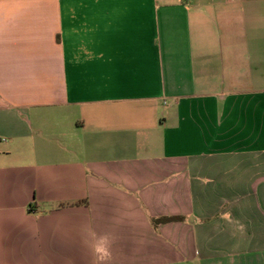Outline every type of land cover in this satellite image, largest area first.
<instances>
[{"label":"crops","instance_id":"obj_1","mask_svg":"<svg viewBox=\"0 0 264 264\" xmlns=\"http://www.w3.org/2000/svg\"><path fill=\"white\" fill-rule=\"evenodd\" d=\"M93 232L264 264V0H0V264H93Z\"/></svg>","mask_w":264,"mask_h":264},{"label":"clouds","instance_id":"obj_2","mask_svg":"<svg viewBox=\"0 0 264 264\" xmlns=\"http://www.w3.org/2000/svg\"><path fill=\"white\" fill-rule=\"evenodd\" d=\"M96 243L91 245L93 253V264H108L111 257V243L107 235L96 236L93 232Z\"/></svg>","mask_w":264,"mask_h":264},{"label":"trees","instance_id":"obj_3","mask_svg":"<svg viewBox=\"0 0 264 264\" xmlns=\"http://www.w3.org/2000/svg\"><path fill=\"white\" fill-rule=\"evenodd\" d=\"M178 218H163L160 220H156L155 224H159V223H166V222H171V221H176Z\"/></svg>","mask_w":264,"mask_h":264}]
</instances>
